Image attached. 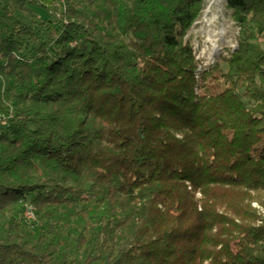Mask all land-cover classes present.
<instances>
[{"label":"trees","instance_id":"trees-1","mask_svg":"<svg viewBox=\"0 0 264 264\" xmlns=\"http://www.w3.org/2000/svg\"><path fill=\"white\" fill-rule=\"evenodd\" d=\"M225 6L206 65L204 0H0V264H264V0Z\"/></svg>","mask_w":264,"mask_h":264},{"label":"rangeland","instance_id":"rangeland-1","mask_svg":"<svg viewBox=\"0 0 264 264\" xmlns=\"http://www.w3.org/2000/svg\"><path fill=\"white\" fill-rule=\"evenodd\" d=\"M40 1L50 9L55 6V2H60V0ZM42 15L46 14L43 12ZM237 33V25L231 18V12L225 6V0H204L201 16L193 23L188 37L199 62L207 65L213 55L210 53L212 50L219 56L229 53L228 50L236 45ZM252 207L262 212L257 203L252 202Z\"/></svg>","mask_w":264,"mask_h":264},{"label":"built area","instance_id":"built-area-1","mask_svg":"<svg viewBox=\"0 0 264 264\" xmlns=\"http://www.w3.org/2000/svg\"><path fill=\"white\" fill-rule=\"evenodd\" d=\"M5 115L0 113V123L5 124L6 119L4 117ZM11 116L8 114V117ZM22 217L27 221V222H34L36 219L35 212H34V207L32 204L25 203L23 206L22 210Z\"/></svg>","mask_w":264,"mask_h":264},{"label":"bare ground","instance_id":"bare-ground-1","mask_svg":"<svg viewBox=\"0 0 264 264\" xmlns=\"http://www.w3.org/2000/svg\"><path fill=\"white\" fill-rule=\"evenodd\" d=\"M210 53H211V54H216V53H214V50H212Z\"/></svg>","mask_w":264,"mask_h":264}]
</instances>
